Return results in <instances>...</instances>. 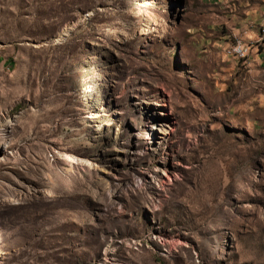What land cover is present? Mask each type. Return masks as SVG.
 I'll list each match as a JSON object with an SVG mask.
<instances>
[{
	"label": "rangeland",
	"instance_id": "rangeland-1",
	"mask_svg": "<svg viewBox=\"0 0 264 264\" xmlns=\"http://www.w3.org/2000/svg\"><path fill=\"white\" fill-rule=\"evenodd\" d=\"M0 264H264V0H0Z\"/></svg>",
	"mask_w": 264,
	"mask_h": 264
},
{
	"label": "built area",
	"instance_id": "built-area-1",
	"mask_svg": "<svg viewBox=\"0 0 264 264\" xmlns=\"http://www.w3.org/2000/svg\"><path fill=\"white\" fill-rule=\"evenodd\" d=\"M230 53H238V57L245 58L248 55V48L245 46V44L242 41L237 42L235 46H233Z\"/></svg>",
	"mask_w": 264,
	"mask_h": 264
},
{
	"label": "bare ground",
	"instance_id": "bare-ground-1",
	"mask_svg": "<svg viewBox=\"0 0 264 264\" xmlns=\"http://www.w3.org/2000/svg\"><path fill=\"white\" fill-rule=\"evenodd\" d=\"M232 54H234L235 57H236V56L238 57V53H232ZM230 57H231V56H230ZM158 133L160 134L159 137H164V136L168 133V131H167V129L163 126V127H161V128L159 129Z\"/></svg>",
	"mask_w": 264,
	"mask_h": 264
}]
</instances>
